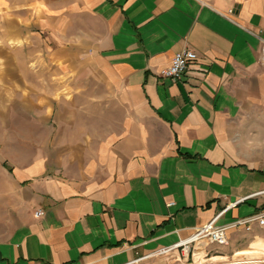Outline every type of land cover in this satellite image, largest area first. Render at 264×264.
I'll list each match as a JSON object with an SVG mask.
<instances>
[{"label":"crops","instance_id":"crops-1","mask_svg":"<svg viewBox=\"0 0 264 264\" xmlns=\"http://www.w3.org/2000/svg\"><path fill=\"white\" fill-rule=\"evenodd\" d=\"M263 48L264 0H0V264L264 251L181 247L264 214Z\"/></svg>","mask_w":264,"mask_h":264},{"label":"built area","instance_id":"built-area-1","mask_svg":"<svg viewBox=\"0 0 264 264\" xmlns=\"http://www.w3.org/2000/svg\"><path fill=\"white\" fill-rule=\"evenodd\" d=\"M264 55V48H263ZM197 56L193 51H184L178 53L171 66L164 70L160 76L163 78L170 79L172 81H178L180 78L190 70L191 65L196 61ZM42 215L41 211L35 213L36 217ZM217 218L213 221L200 228L190 240L182 243L181 247H188V245L194 242H208V245L216 246H225L228 244L227 233L233 229H244L247 232H251L253 225L258 224L261 227H264V214L256 215L249 218L239 219L231 224L225 226H219L216 224ZM180 247V246H179ZM173 249V248H172ZM171 251L169 249H163L155 252V256L163 255ZM148 257L139 258L135 261L130 262L129 264H147Z\"/></svg>","mask_w":264,"mask_h":264},{"label":"bare ground","instance_id":"bare-ground-1","mask_svg":"<svg viewBox=\"0 0 264 264\" xmlns=\"http://www.w3.org/2000/svg\"><path fill=\"white\" fill-rule=\"evenodd\" d=\"M262 246V247H261ZM263 245H255V249L235 253L230 257H212L206 259L203 254L196 257L197 264H259L264 263Z\"/></svg>","mask_w":264,"mask_h":264},{"label":"rangeland","instance_id":"rangeland-1","mask_svg":"<svg viewBox=\"0 0 264 264\" xmlns=\"http://www.w3.org/2000/svg\"><path fill=\"white\" fill-rule=\"evenodd\" d=\"M246 250H251V249H246ZM190 264H197V262H196V260H194V262L191 261ZM259 264H264V263H259Z\"/></svg>","mask_w":264,"mask_h":264}]
</instances>
